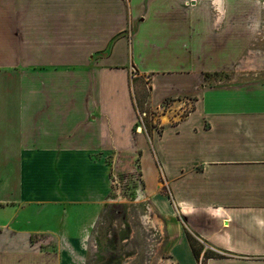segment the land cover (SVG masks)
Returning a JSON list of instances; mask_svg holds the SVG:
<instances>
[{"label": "crops", "instance_id": "obj_1", "mask_svg": "<svg viewBox=\"0 0 264 264\" xmlns=\"http://www.w3.org/2000/svg\"><path fill=\"white\" fill-rule=\"evenodd\" d=\"M241 3L0 0V264H81L136 152L177 264H201L186 232L204 264H264V84L207 85L252 41ZM146 94L186 114L147 126Z\"/></svg>", "mask_w": 264, "mask_h": 264}, {"label": "rangeland", "instance_id": "obj_2", "mask_svg": "<svg viewBox=\"0 0 264 264\" xmlns=\"http://www.w3.org/2000/svg\"><path fill=\"white\" fill-rule=\"evenodd\" d=\"M263 4L264 0H242V15L245 13L242 16L243 27L250 32L252 41L242 43V53L229 69L209 75L208 86L264 84ZM216 14L217 10L214 9L212 16L215 17ZM144 100L146 107L142 109L140 106L139 110L147 126H155L161 130L162 125L167 126L186 114L184 111L176 116L178 111L173 103H167L162 109L150 110L147 94ZM144 112L146 115H142ZM136 131L139 132V128ZM138 156L136 152L132 155L117 154L110 157L108 162L112 167L113 193L100 213L97 226L84 252L86 254L80 259L81 264H177L170 251L169 232L172 223L160 216L145 196ZM159 224H162V228L158 227ZM179 224L183 225L181 220ZM86 235L88 233L73 234L72 237ZM191 237L197 246L202 247L196 238L192 235ZM54 246L50 242L46 248ZM208 251L211 255H221L212 250Z\"/></svg>", "mask_w": 264, "mask_h": 264}, {"label": "trees", "instance_id": "obj_3", "mask_svg": "<svg viewBox=\"0 0 264 264\" xmlns=\"http://www.w3.org/2000/svg\"><path fill=\"white\" fill-rule=\"evenodd\" d=\"M216 75V74H215ZM209 76V75H207ZM187 238H188V241H189V244L191 246V249H192V252H193V255L195 257V259L201 263V264H204V260H208V259H222V256H216V255H211L209 253V251H207L205 253V255L203 256V261H202V247L201 246H197L196 242L194 241V239L191 237L190 234H187Z\"/></svg>", "mask_w": 264, "mask_h": 264}, {"label": "bare ground", "instance_id": "obj_4", "mask_svg": "<svg viewBox=\"0 0 264 264\" xmlns=\"http://www.w3.org/2000/svg\"><path fill=\"white\" fill-rule=\"evenodd\" d=\"M223 3V2H222ZM153 223L155 224V222L153 221ZM160 225H162V224H160Z\"/></svg>", "mask_w": 264, "mask_h": 264}]
</instances>
